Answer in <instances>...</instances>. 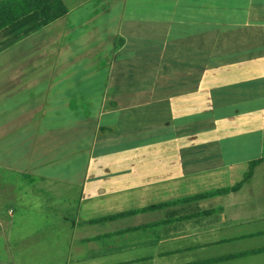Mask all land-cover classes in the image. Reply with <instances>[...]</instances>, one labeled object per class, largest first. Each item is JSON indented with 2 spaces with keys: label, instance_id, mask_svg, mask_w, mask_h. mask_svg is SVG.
Returning a JSON list of instances; mask_svg holds the SVG:
<instances>
[{
  "label": "crops",
  "instance_id": "1",
  "mask_svg": "<svg viewBox=\"0 0 264 264\" xmlns=\"http://www.w3.org/2000/svg\"><path fill=\"white\" fill-rule=\"evenodd\" d=\"M62 1L0 32V264H264V0Z\"/></svg>",
  "mask_w": 264,
  "mask_h": 264
},
{
  "label": "trees",
  "instance_id": "2",
  "mask_svg": "<svg viewBox=\"0 0 264 264\" xmlns=\"http://www.w3.org/2000/svg\"><path fill=\"white\" fill-rule=\"evenodd\" d=\"M35 11H40L41 15L44 18V21L39 25V27H44L67 14V8L62 0H3L0 1V32ZM261 162L262 160L257 161L251 165L250 172L247 174L244 181L239 185L233 188L219 190L214 193L199 196L193 199H204L207 197H215L240 191L243 188L245 182L249 181L253 177L256 166H258ZM159 208L160 206L152 207L148 208L147 211ZM125 215L127 214L111 216L99 221H95L94 223L102 221H112L119 217H124ZM260 253H264V249L246 253L245 256ZM236 257L238 256H231L228 257L227 260Z\"/></svg>",
  "mask_w": 264,
  "mask_h": 264
},
{
  "label": "rangeland",
  "instance_id": "3",
  "mask_svg": "<svg viewBox=\"0 0 264 264\" xmlns=\"http://www.w3.org/2000/svg\"><path fill=\"white\" fill-rule=\"evenodd\" d=\"M13 251H14V249L12 250V252H13ZM11 256H12V264H22L21 262H16V261H15V259H14L15 254H14V253H12Z\"/></svg>",
  "mask_w": 264,
  "mask_h": 264
}]
</instances>
